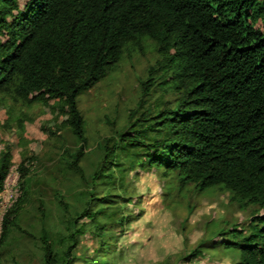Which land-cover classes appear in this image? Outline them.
<instances>
[{
    "label": "trees",
    "instance_id": "obj_1",
    "mask_svg": "<svg viewBox=\"0 0 264 264\" xmlns=\"http://www.w3.org/2000/svg\"><path fill=\"white\" fill-rule=\"evenodd\" d=\"M143 36L156 43L158 57L140 83L136 109L157 85L175 98L138 116L131 110L128 130L103 139L96 167L83 179L85 206L65 219L59 249L42 228L44 264H73L77 236L85 233L78 221L95 222L107 205L118 203L111 178L119 173L123 183L135 168L174 172L181 187L219 188L229 192L230 202L253 205L248 230L234 226L228 231L235 239L220 243L240 252V264H264V0H0V108L41 103L57 110L79 141L67 162L83 178L86 136L77 97ZM15 122L22 129V118ZM18 142L0 134V193ZM18 171L24 189L25 158ZM19 202L3 214L0 247L16 225ZM132 219L120 215L118 223ZM216 243L203 241L183 259Z\"/></svg>",
    "mask_w": 264,
    "mask_h": 264
},
{
    "label": "rangeland",
    "instance_id": "obj_2",
    "mask_svg": "<svg viewBox=\"0 0 264 264\" xmlns=\"http://www.w3.org/2000/svg\"><path fill=\"white\" fill-rule=\"evenodd\" d=\"M157 57L156 43L148 36L128 43L115 68L77 97L86 136L79 162L83 178L67 162L79 141L57 110L50 112L41 103L7 102L0 108V134L11 140L19 137L0 193V229L4 212L21 198L16 225L0 247V264H44L42 228L54 247H61L65 219L85 206L88 187L83 179L96 167L103 139L128 130L129 113L141 99L140 83ZM152 90L145 105L136 109V116L147 106L168 105L175 98L163 85ZM17 117L22 118V129L16 125ZM24 158L28 179L22 189L18 163ZM162 172L135 168L125 172L123 183L119 173L112 176L110 190L120 195L116 197L119 202L107 205L95 222L78 221L84 224L85 233L77 236L73 264H240V252L221 246L220 240H234L228 231L234 226L248 230L255 207L230 202L229 192L219 188L198 192L192 183L181 187L174 172ZM120 215L133 219L119 225ZM100 228L101 237L96 235ZM219 231L226 233L218 235ZM211 239L219 242L216 248L183 259L199 243Z\"/></svg>",
    "mask_w": 264,
    "mask_h": 264
}]
</instances>
